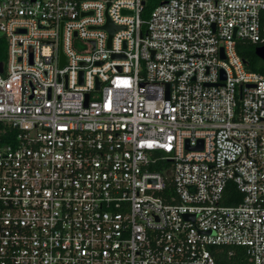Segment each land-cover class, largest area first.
<instances>
[{
    "label": "built area",
    "instance_id": "1",
    "mask_svg": "<svg viewBox=\"0 0 264 264\" xmlns=\"http://www.w3.org/2000/svg\"><path fill=\"white\" fill-rule=\"evenodd\" d=\"M263 11L0 0V264H264Z\"/></svg>",
    "mask_w": 264,
    "mask_h": 264
},
{
    "label": "trees",
    "instance_id": "2",
    "mask_svg": "<svg viewBox=\"0 0 264 264\" xmlns=\"http://www.w3.org/2000/svg\"><path fill=\"white\" fill-rule=\"evenodd\" d=\"M260 26L262 32H264V11L261 13L260 16ZM258 46L256 43H249L246 41H242L238 45V52L240 56L246 61V66L249 70L257 71V72H264V61L261 60L255 54V48ZM6 59V42L3 37L0 36V62L4 63ZM233 247L230 246H220L215 247L213 249V253L215 254L216 260L218 264H231L232 261H236L239 264H245V260L242 257V250L239 248H233L235 250V255L229 257L227 251L232 249Z\"/></svg>",
    "mask_w": 264,
    "mask_h": 264
},
{
    "label": "water",
    "instance_id": "3",
    "mask_svg": "<svg viewBox=\"0 0 264 264\" xmlns=\"http://www.w3.org/2000/svg\"><path fill=\"white\" fill-rule=\"evenodd\" d=\"M123 12H125V11H123ZM102 28L107 30L108 33H109L108 45H110L111 36L117 29H119V26H116V25L112 24L110 22V20L108 19L107 22L102 26ZM254 51H255L256 56L264 61V45L257 46ZM113 56H119V55L114 54ZM243 61L246 62L245 60H243ZM63 63H65V58L64 57H62L61 65ZM2 70H3L2 63L0 62V72H2ZM80 75H82V72H80ZM220 78L224 79V74L222 73V71H221Z\"/></svg>",
    "mask_w": 264,
    "mask_h": 264
}]
</instances>
